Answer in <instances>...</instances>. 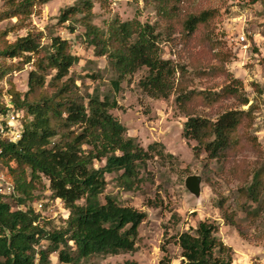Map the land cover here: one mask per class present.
<instances>
[{
  "label": "trees",
  "instance_id": "1",
  "mask_svg": "<svg viewBox=\"0 0 264 264\" xmlns=\"http://www.w3.org/2000/svg\"><path fill=\"white\" fill-rule=\"evenodd\" d=\"M53 0H6L0 11V23L17 19L18 24L0 32V80L14 70L29 66L27 91L10 89L15 111L23 113V132L15 143L0 139V163L11 177L13 190L0 192V264H83L96 256H118L137 251L139 229L146 214L121 204L113 196H104L107 176H114L119 188L135 191L143 182L141 171L156 155L165 154L162 143L148 149L127 135L128 129L111 113L119 105L110 94L99 88L83 92L72 69L80 57L72 53L71 44L60 36H47L28 29L25 36L9 42L15 30L30 26L27 22L36 7ZM154 4L173 6L181 0H150ZM107 0H76L63 10L59 24L74 33L73 23L84 29L85 43L94 48L95 56L106 58L114 79L111 85L120 91L121 83L141 69L147 76L141 80L143 91L153 99L176 97L187 121L183 137L193 140L196 158L206 154L209 161H226L240 153L245 144L263 156L256 136L247 129L253 125V106L245 110H227L215 120L190 114L189 104L203 96L208 104L218 103L224 96H239L240 82L231 80L220 93H196L186 83V69L163 58L161 38L154 25L138 19L121 21L115 18L106 28L96 26L94 8L106 9ZM164 14L170 15L169 10ZM217 18V11L204 9L190 13L181 22L187 38L200 26L208 27ZM172 28L167 21L166 33ZM6 61H11L7 66ZM16 61V62H15ZM96 81L97 76H87ZM242 100V105H248ZM5 105L0 112L7 113ZM48 182L52 197L67 210L64 226L48 230L41 216L31 206H22L33 199L36 183ZM238 192L246 198L242 211H259L264 193V165L253 169L252 183ZM18 193L17 196L16 194ZM6 198H17L20 208L13 210ZM251 203V204H248ZM218 208L228 225L234 217L224 204ZM219 234L215 221H203L195 229L179 235L183 264H233V250ZM45 243V244H44ZM125 264H136L127 262Z\"/></svg>",
  "mask_w": 264,
  "mask_h": 264
},
{
  "label": "rangeland",
  "instance_id": "2",
  "mask_svg": "<svg viewBox=\"0 0 264 264\" xmlns=\"http://www.w3.org/2000/svg\"><path fill=\"white\" fill-rule=\"evenodd\" d=\"M75 1L53 0L37 6L27 22L30 26L15 30L7 40L13 42L25 36L30 28L44 33L45 44L47 36L68 40L72 53L80 57L72 74L78 78L82 91L92 93L99 88L102 95H112L119 108L111 113L128 129L127 135L145 149L153 143H162L165 154L173 156L160 159L155 155L141 171L143 182L135 191L119 188L115 177L107 176L108 185L102 198L113 196L121 204L143 212L146 218L139 229L135 253L96 256L83 264H183L179 235L195 229L203 221L218 223V236L233 250V264H264V193L259 211L254 213V209L247 214L242 211L246 198L238 192L252 183L253 169L264 165V0H181L174 6L156 5L150 0H107L106 9L100 4L94 8L93 23L100 28H106L117 17L124 22L138 19L143 24L154 25L157 33L163 32L160 44L163 58L186 69L190 90L220 93L231 80L240 82L238 97L224 96L218 103L208 104L199 96L188 106L190 114L212 120L229 109L247 111L250 106L254 107V122L247 132L257 137L263 156L245 144L240 153L226 161H209L206 154L195 157L193 149L197 143L183 137L187 117L178 107L176 97L153 99L140 86L147 69L127 77L120 91H114L111 85L114 74L108 61L96 57L94 48L85 43V29L73 23L76 30L71 33L67 29L69 23H58L61 12ZM5 2L0 0V11L4 10ZM204 9L216 10L217 18L187 38L182 20ZM164 10H169L170 15L164 14ZM167 21L172 28L166 33ZM17 24V19L3 21L0 32ZM241 37L245 38L244 42L240 41ZM5 64L9 66L11 61ZM29 70V66L22 71L14 70L0 80V105L12 101L9 94L12 86L20 92L27 91ZM87 76L98 79L94 81ZM243 98L249 101L248 105H242ZM192 175L202 177L199 199L186 189V179ZM3 176L11 179L0 163V178ZM48 185L45 179L43 184L36 183L32 188L33 199L22 209L34 208L51 231L64 226L68 214L63 203L52 197ZM5 188L0 182V192H5ZM16 199H5L13 210L20 208ZM220 203L233 214L234 226L222 218ZM57 257V254L51 257L53 264L58 263Z\"/></svg>",
  "mask_w": 264,
  "mask_h": 264
},
{
  "label": "built area",
  "instance_id": "3",
  "mask_svg": "<svg viewBox=\"0 0 264 264\" xmlns=\"http://www.w3.org/2000/svg\"><path fill=\"white\" fill-rule=\"evenodd\" d=\"M240 41L244 42L245 38L241 37ZM5 107L8 109L7 113L0 114V139L15 143L22 136L23 113L15 111L11 100L7 102ZM0 182L6 186L4 193H10L13 190L10 178L3 176L0 178Z\"/></svg>",
  "mask_w": 264,
  "mask_h": 264
},
{
  "label": "water",
  "instance_id": "4",
  "mask_svg": "<svg viewBox=\"0 0 264 264\" xmlns=\"http://www.w3.org/2000/svg\"><path fill=\"white\" fill-rule=\"evenodd\" d=\"M201 183V176L192 175L186 179V189L190 192L191 195H193L197 199H199L201 196Z\"/></svg>",
  "mask_w": 264,
  "mask_h": 264
}]
</instances>
